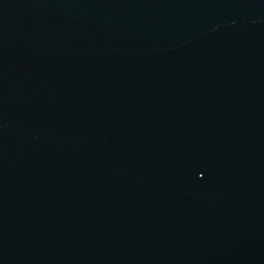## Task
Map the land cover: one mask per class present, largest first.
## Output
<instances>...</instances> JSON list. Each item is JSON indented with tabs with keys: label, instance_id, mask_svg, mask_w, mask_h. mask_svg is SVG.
I'll return each mask as SVG.
<instances>
[{
	"label": "water",
	"instance_id": "obj_1",
	"mask_svg": "<svg viewBox=\"0 0 264 264\" xmlns=\"http://www.w3.org/2000/svg\"><path fill=\"white\" fill-rule=\"evenodd\" d=\"M0 264H264V0H0Z\"/></svg>",
	"mask_w": 264,
	"mask_h": 264
},
{
	"label": "snow or ice",
	"instance_id": "obj_2",
	"mask_svg": "<svg viewBox=\"0 0 264 264\" xmlns=\"http://www.w3.org/2000/svg\"><path fill=\"white\" fill-rule=\"evenodd\" d=\"M193 168H194V170L196 169V165H195V163H194V165H193ZM199 176H200L201 178H203V176H204V171H203L202 169L199 170Z\"/></svg>",
	"mask_w": 264,
	"mask_h": 264
}]
</instances>
